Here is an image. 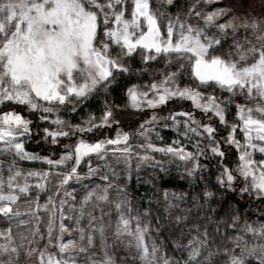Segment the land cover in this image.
Segmentation results:
<instances>
[{
	"label": "snow or ice",
	"instance_id": "6c2138e0",
	"mask_svg": "<svg viewBox=\"0 0 264 264\" xmlns=\"http://www.w3.org/2000/svg\"><path fill=\"white\" fill-rule=\"evenodd\" d=\"M0 264H264V0H0Z\"/></svg>",
	"mask_w": 264,
	"mask_h": 264
},
{
	"label": "rangeland",
	"instance_id": "374dc122",
	"mask_svg": "<svg viewBox=\"0 0 264 264\" xmlns=\"http://www.w3.org/2000/svg\"><path fill=\"white\" fill-rule=\"evenodd\" d=\"M164 136H165L166 139H170V138L172 137V133L169 132V131H165V132H164ZM28 146H29V148H30L31 150H37V151H39V146H38V144H37L36 142H30ZM23 167H24L25 169H28V168H31V167H33V166L30 165V164L25 163V164L23 165ZM142 175H145V173L142 172ZM209 178H211V179L214 180V179H215V176L212 175V177H211V174H209ZM139 187H142V186H139ZM144 187H147V186H144ZM137 188H138V187L136 186L135 182L133 181L132 189H131V190H132L133 195H134L135 197L138 198L139 195L137 194V192L134 191V189H137ZM185 188H186V189L188 188L187 183H185ZM186 189H175V190H186ZM41 202H43V201H41ZM133 202L135 203L136 201L134 200ZM142 206H143V205H142ZM25 207H26V206H24L23 203H22L21 210L24 211V210H25ZM251 211H252V215H251V219H252V220H258V219H260V213H259L258 211H256L255 209H252ZM109 242H111V241H109Z\"/></svg>",
	"mask_w": 264,
	"mask_h": 264
},
{
	"label": "trees",
	"instance_id": "16d2710c",
	"mask_svg": "<svg viewBox=\"0 0 264 264\" xmlns=\"http://www.w3.org/2000/svg\"><path fill=\"white\" fill-rule=\"evenodd\" d=\"M92 103H93V105H97L99 103V100H94ZM211 177H212V175H211ZM168 187L171 188V189H186L185 188V183H181V182H179L178 180H175V179L172 181V183L170 185H168ZM134 191L137 192V194L139 196H141V195H143L145 193H149L150 194V189L148 187H144V186L138 187L137 189H134ZM234 199L235 200H240L241 204L244 206L245 212H252L251 210L254 209L251 204L247 203L246 198L244 200H241L239 195H235Z\"/></svg>",
	"mask_w": 264,
	"mask_h": 264
}]
</instances>
